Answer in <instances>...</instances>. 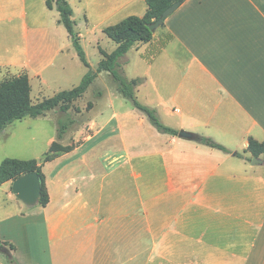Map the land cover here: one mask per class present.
I'll list each match as a JSON object with an SVG mask.
<instances>
[{"label": "crops", "instance_id": "crops-1", "mask_svg": "<svg viewBox=\"0 0 264 264\" xmlns=\"http://www.w3.org/2000/svg\"><path fill=\"white\" fill-rule=\"evenodd\" d=\"M82 1L85 25L102 34L147 11L145 0ZM46 10H55L46 0H0V75L41 74L65 61V48L41 27ZM32 33L45 48L32 51ZM119 63L134 64L131 80H142L135 95L146 106L180 113L184 131L232 153L178 137L155 145L145 133L128 148L124 126L126 159L115 173L106 164L110 138L100 147L85 137L43 165L46 206L27 207L12 182L0 185V241L14 246L15 263L264 264V154L246 152L249 139L264 143V0H186ZM0 264H11L1 252Z\"/></svg>", "mask_w": 264, "mask_h": 264}, {"label": "rangeland", "instance_id": "rangeland-1", "mask_svg": "<svg viewBox=\"0 0 264 264\" xmlns=\"http://www.w3.org/2000/svg\"><path fill=\"white\" fill-rule=\"evenodd\" d=\"M78 1H80L79 4L77 3ZM73 2L75 6L76 30L81 36L80 44L90 69L96 71L97 64L101 60L99 50L103 49L105 52L111 53L114 43L102 33L92 32L85 25L82 15L84 2L82 0H73ZM58 21L59 16L55 10H46L40 20V24L46 33L52 35L65 48V61L58 62L56 64L57 67L45 70L41 74L34 69L28 70V73L25 74L30 81V97L34 104L41 102L43 99L51 98L58 92L75 88L87 72V68L79 61L70 39ZM29 40L33 47L31 48L32 51L37 52L40 48H45V43H43L39 33H32ZM60 65L64 66V70L60 68ZM120 65L118 72L127 80H131V78L133 79L138 75L134 64L130 68L124 69ZM5 73L0 75V83L24 74V72L15 74L10 71ZM35 73L39 77H36ZM137 99L142 104L151 106V103L143 100V97L138 95ZM158 116L165 125L177 131L184 130L178 124L180 113L162 111L158 113ZM61 125H65L68 128L65 130L62 139L58 140V132ZM124 126L126 127L124 136L128 148L133 145V139L142 140L144 133L147 134V142L164 147L167 145L166 142L178 139L177 136H172V138H167V140L152 136L150 132L152 126L146 116L134 109L129 101L119 95L117 85L112 77L108 73L103 72L98 75L80 98L69 105L66 112L56 109L48 112L44 117L35 119L25 117L0 131V163L7 158L41 161L53 141L58 142L62 146H75L80 144L85 137L93 136L96 138L93 143L102 147L103 144L101 142L109 137L110 141L107 140L106 144L111 142V157L109 160L114 162L111 167L112 171L126 159L118 149L120 146L119 133ZM140 128H142V131ZM99 130L101 134H96L95 132ZM151 152H148L149 157ZM152 154L156 157L157 153L154 151ZM112 172H115V170Z\"/></svg>", "mask_w": 264, "mask_h": 264}, {"label": "trees", "instance_id": "trees-1", "mask_svg": "<svg viewBox=\"0 0 264 264\" xmlns=\"http://www.w3.org/2000/svg\"><path fill=\"white\" fill-rule=\"evenodd\" d=\"M186 0H145L147 11L142 17L129 16L121 22L106 27L103 34L114 44L116 49L110 54L105 53L101 49L99 53L101 60L97 64L96 71L90 69L83 48L80 44V35L75 30L73 21V10L67 0H46V7L49 10L55 9L59 14V23L66 30L76 55L82 65L87 68L86 74L83 76L79 85L71 90L58 92L51 98L43 99L41 102L33 103L30 97L31 86L27 75L22 74L5 80L0 83V131L15 121H20L25 117L39 118L44 117L48 112L59 109L66 112L69 105L80 98L95 81L102 72L108 73L117 85L119 95L129 101L132 107L143 113L149 124L160 134L177 136L178 131L172 127L165 125L159 118L155 109L143 105L135 95V88L142 80L135 79L128 81L119 74V61L133 47L147 44L153 38V33L148 26L157 20L161 14L172 4ZM68 127L61 125L58 132V140L62 139L65 130ZM194 142L206 146L211 149L219 150L226 154L232 152L224 146L218 144L210 137L196 134ZM249 145L246 152H250L252 156L264 154V143H258L253 139H249ZM74 149V146H62L54 141L48 152L39 162L35 159L18 160L7 158L0 163V185L6 182H12L17 178L28 174L36 173L41 181V198L39 205L46 206L49 201L45 176L42 167L46 162L51 161L57 153H68ZM236 157L243 158L242 154L234 153ZM250 161V159H246ZM0 249H7L9 252L8 259L11 264H16L12 253L14 246L0 241Z\"/></svg>", "mask_w": 264, "mask_h": 264}, {"label": "water", "instance_id": "water-1", "mask_svg": "<svg viewBox=\"0 0 264 264\" xmlns=\"http://www.w3.org/2000/svg\"><path fill=\"white\" fill-rule=\"evenodd\" d=\"M182 3L183 1H179L168 7L157 20L148 26L149 30L154 34ZM195 135L196 134L184 130H180L177 133L179 139L186 141H195ZM250 164L255 166L261 164V161L253 157ZM11 189L15 197L25 206L31 208L39 204L41 198V181L36 173H28L12 181ZM0 252L4 255H9L7 249H0Z\"/></svg>", "mask_w": 264, "mask_h": 264}, {"label": "built area", "instance_id": "built-area-1", "mask_svg": "<svg viewBox=\"0 0 264 264\" xmlns=\"http://www.w3.org/2000/svg\"><path fill=\"white\" fill-rule=\"evenodd\" d=\"M113 163H114V162H113L112 160H108L106 164H107V166L112 167Z\"/></svg>", "mask_w": 264, "mask_h": 264}]
</instances>
